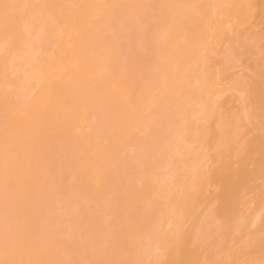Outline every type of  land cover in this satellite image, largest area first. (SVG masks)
Returning a JSON list of instances; mask_svg holds the SVG:
<instances>
[{
  "label": "bare ground",
  "instance_id": "obj_1",
  "mask_svg": "<svg viewBox=\"0 0 264 264\" xmlns=\"http://www.w3.org/2000/svg\"><path fill=\"white\" fill-rule=\"evenodd\" d=\"M0 264H264V0H0Z\"/></svg>",
  "mask_w": 264,
  "mask_h": 264
}]
</instances>
